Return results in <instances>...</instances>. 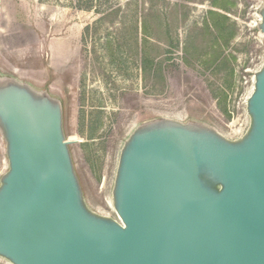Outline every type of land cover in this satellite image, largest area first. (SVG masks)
Here are the masks:
<instances>
[{
	"label": "water",
	"instance_id": "obj_1",
	"mask_svg": "<svg viewBox=\"0 0 264 264\" xmlns=\"http://www.w3.org/2000/svg\"><path fill=\"white\" fill-rule=\"evenodd\" d=\"M257 28L264 36V3ZM47 81L0 60V260L6 264H264V60L246 123L159 116L124 140L116 216L89 204Z\"/></svg>",
	"mask_w": 264,
	"mask_h": 264
},
{
	"label": "rangeland",
	"instance_id": "obj_2",
	"mask_svg": "<svg viewBox=\"0 0 264 264\" xmlns=\"http://www.w3.org/2000/svg\"><path fill=\"white\" fill-rule=\"evenodd\" d=\"M263 3L0 0V60L62 95L87 200L116 216L111 191L119 151L138 124L167 116L232 131L246 123L245 103L264 60L257 28ZM75 23L87 24L81 43H72ZM47 34L70 39L51 53ZM5 169L0 138V175Z\"/></svg>",
	"mask_w": 264,
	"mask_h": 264
},
{
	"label": "crops",
	"instance_id": "obj_3",
	"mask_svg": "<svg viewBox=\"0 0 264 264\" xmlns=\"http://www.w3.org/2000/svg\"><path fill=\"white\" fill-rule=\"evenodd\" d=\"M86 25L87 24L75 23L74 25L71 26L72 34L76 35V37H77V38L75 36L73 37L72 34H71V39H74V40H72V43H74V42L81 43V39H82L83 32H84V29H85ZM76 31H78V33ZM47 37H48V39H51V40L54 39V41L51 42V47L50 48L52 49V47H54V49L50 50L51 53H53L54 50H56V51L58 50V47H60V44H61L60 41H62V40L63 41L66 40L67 41V39H70L69 35H66L65 37H62V36L61 37H52L51 35L49 36V34H47ZM80 50H81V48L79 46L78 53H80ZM76 53H77L76 48L73 49L71 52H69V54L72 55L73 57L76 55Z\"/></svg>",
	"mask_w": 264,
	"mask_h": 264
},
{
	"label": "built area",
	"instance_id": "obj_4",
	"mask_svg": "<svg viewBox=\"0 0 264 264\" xmlns=\"http://www.w3.org/2000/svg\"><path fill=\"white\" fill-rule=\"evenodd\" d=\"M230 125H232V126H234V124L233 123H231ZM233 131V130H232ZM6 264V263H5Z\"/></svg>",
	"mask_w": 264,
	"mask_h": 264
},
{
	"label": "bare ground",
	"instance_id": "obj_5",
	"mask_svg": "<svg viewBox=\"0 0 264 264\" xmlns=\"http://www.w3.org/2000/svg\"><path fill=\"white\" fill-rule=\"evenodd\" d=\"M234 124H235V123H234ZM69 137H70V139L72 140L71 135H70Z\"/></svg>",
	"mask_w": 264,
	"mask_h": 264
}]
</instances>
